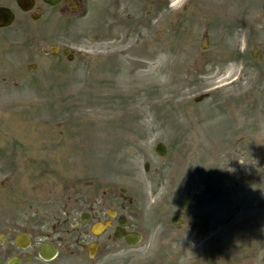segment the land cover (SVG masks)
<instances>
[{
    "label": "rangeland",
    "instance_id": "obj_1",
    "mask_svg": "<svg viewBox=\"0 0 264 264\" xmlns=\"http://www.w3.org/2000/svg\"><path fill=\"white\" fill-rule=\"evenodd\" d=\"M36 1L30 24L0 0L17 15L0 30L1 264H264V0H80L72 21ZM54 45L73 61L43 55ZM107 210L138 245L88 234Z\"/></svg>",
    "mask_w": 264,
    "mask_h": 264
},
{
    "label": "flooded vegetation",
    "instance_id": "obj_2",
    "mask_svg": "<svg viewBox=\"0 0 264 264\" xmlns=\"http://www.w3.org/2000/svg\"><path fill=\"white\" fill-rule=\"evenodd\" d=\"M79 2H80V0H63L62 2H60L57 6H55V7H49V8H52V9H54V8H57L58 7V13L61 15V17H63V19L64 20H68V21H72V19L73 18H75V13L77 12V10H78V5H79ZM47 6V5H46ZM48 7V6H47ZM19 10V9H18ZM43 10V7H41V6H39V4H35V6H34V8L29 12H26V13H24V12H20V10H19V12H20V16L21 17H23L24 19H26V20H28V23H30L31 24V22H35V21H37V20H40L43 16H44V11H42ZM60 17V18H61ZM15 18H16V14H15ZM23 21V20H22ZM30 21V22H29ZM63 47H61L62 48V50L63 49H65V47H67L66 45H62ZM27 69H29V70H34V69H36V65L35 64H30V65H27V67H26ZM261 117H264V111L263 112H261ZM252 118L256 121V119H257V116H256V114H254L253 116H252ZM256 132V131H255ZM257 134V133H256ZM256 136V135H255ZM254 136V137H255ZM263 137V136H262ZM257 153V151H254V152H252V153H250V158H252L253 159V165L255 166V163H256V156L258 155V154H256ZM243 163V162H242ZM251 164V165H252ZM246 165H248V164H246ZM249 166V165H248ZM36 169H28V168H19V167H14V168H12V169H7V171H9V172H15V171H17V172H19V171H21L22 172V174L21 175H26L28 172H30V175H31V173L33 172V171H35ZM254 180H250V182H251V184H252V186H254L255 188L257 187V185H258V181L261 179L262 180V176H261V174L260 173H257V172H255L254 174ZM257 179H258V181H257ZM9 180V179H8ZM244 181H246V179H243ZM11 181L12 182H20L21 184L22 183H24L25 181L26 182H29L30 180H28V179H26V178H12L11 179ZM8 184H7V182H2V183H0V187L1 188H4V187H6ZM15 194V193H14ZM17 194H15V195H13V196H11L12 198H15V196H16ZM26 197V196H25ZM4 203V202H3ZM17 204V200L16 201H13V203H12V205L13 206H15ZM107 212V211H106ZM114 212V211H113ZM93 213V215H92V218H94L95 219V223L96 222H100V220H99V212L98 211H93L92 212ZM11 215H13V213L11 214ZM106 215H107V213H106ZM90 218V215L89 214H87V213H83V214H81L80 215V221H81V219H85V220H88ZM110 221L111 222V228L109 229V230H107L106 232H103V234L101 235V236H103V235H105L108 231H112V237H110V236H108V240L109 241H112V243H113V232H115V230L116 229H120L119 228V226H120V224H122L123 225V229L126 231V232H131L130 230H127V223L128 222H126V219H124L123 217H121V216H117V213L115 212V214H114V217L112 218V219H110L108 216H107V219H106V221ZM94 223H92L91 225H93ZM77 226V223H74V227H76ZM91 227V226H90ZM90 227H89V229H90ZM15 230V227L12 225L10 228H9V231L10 232H12V231H14ZM24 232H27V230H24L23 231V233ZM84 234H87V233H84ZM2 239H4L5 240V237L3 238V237H0V240H2ZM119 241H121V243L123 242V240H119ZM1 246L2 245H0V248H1ZM13 248H15V246L13 247ZM16 249V248H15ZM17 250V249H16Z\"/></svg>",
    "mask_w": 264,
    "mask_h": 264
},
{
    "label": "water",
    "instance_id": "obj_3",
    "mask_svg": "<svg viewBox=\"0 0 264 264\" xmlns=\"http://www.w3.org/2000/svg\"><path fill=\"white\" fill-rule=\"evenodd\" d=\"M41 1L48 3L50 5H55L60 0H41ZM16 3L24 11L29 10L33 5L32 0H16ZM12 21H13V14L10 12V10L0 7V28L9 26ZM48 53L55 55L57 53V48L51 49L50 51H48ZM63 54L67 55V52L65 51L63 52ZM155 151L159 154V156H162L165 153V148L163 147V145L159 144L155 148ZM146 169H148L147 164L145 165L144 170ZM200 191L201 189L198 190L197 193H199ZM107 227H109V223L107 222L105 224H96L92 227L91 234L97 235L98 233L104 231ZM115 236L118 238L123 237L125 243L128 245H135L140 240V236L135 233L125 234L122 231H117L115 232ZM15 245L17 246V248L25 249L29 246V238L25 235H19L15 239ZM39 247L40 248H39L38 256L45 262L51 261L57 254V250L49 244H42ZM95 248L96 247L92 245V246L84 247V250L88 251L89 256L92 257L93 253L95 252ZM19 262H20L19 259L13 258L9 261V264H18Z\"/></svg>",
    "mask_w": 264,
    "mask_h": 264
}]
</instances>
